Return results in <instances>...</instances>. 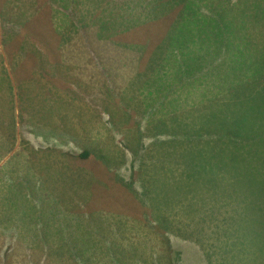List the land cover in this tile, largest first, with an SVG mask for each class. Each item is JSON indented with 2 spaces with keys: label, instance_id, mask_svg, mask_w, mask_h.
Returning a JSON list of instances; mask_svg holds the SVG:
<instances>
[{
  "label": "rangeland",
  "instance_id": "374dc122",
  "mask_svg": "<svg viewBox=\"0 0 264 264\" xmlns=\"http://www.w3.org/2000/svg\"><path fill=\"white\" fill-rule=\"evenodd\" d=\"M92 1L0 0L18 22L0 14V95L15 120L1 138L0 247L24 227L43 248L6 242L12 264H66L46 246L81 264L92 248L96 264H264L263 27H241L225 8L237 0ZM218 25L226 41L209 61ZM225 103L238 114L227 126ZM173 155L196 168L190 196Z\"/></svg>",
  "mask_w": 264,
  "mask_h": 264
},
{
  "label": "trees",
  "instance_id": "16d2710c",
  "mask_svg": "<svg viewBox=\"0 0 264 264\" xmlns=\"http://www.w3.org/2000/svg\"><path fill=\"white\" fill-rule=\"evenodd\" d=\"M77 1V5H80L82 7H86V8H91L92 7V3H95L92 0H76ZM241 3H246L248 4L247 6L244 7H240L239 4ZM192 4H196L195 0L190 1V3L188 4L189 7ZM226 10L231 11L233 14V16L236 17V15L240 18V20H245L244 24H241V27L243 26H249L250 29L256 26H262L263 30H264V3L263 0H237L234 4L225 7ZM180 10V9H178ZM199 10V9H198ZM187 11V7L184 6V14L185 15L183 18L186 19V21L189 19V12ZM1 14V13H0ZM2 15V14H1ZM231 15V16H232ZM3 19H1V22L3 23H18L15 19H11V18H5L2 15ZM230 17V16H229ZM229 17L225 16L224 13L221 11V20L223 23H225L227 20V18L229 19ZM225 19V20H223ZM238 19V18H237ZM190 20H196L194 18H190L188 20V22H190ZM219 20V19H218ZM64 21L63 19L60 20L59 18L57 19V22L54 23V33L53 36L57 35L58 38L61 41H64V38L61 36V33H58V30L60 29V27L63 25ZM180 23V22H179ZM243 23V22H241ZM56 24V25H55ZM229 25V24H227ZM226 26V25H225ZM240 27V28H241ZM2 29L4 30V27L2 26ZM230 30V28H229ZM205 31V29L203 30ZM228 33V31L222 27H220L219 25L217 26V28H213L211 30V32L206 36V42L208 40H210L211 44H209L208 46L205 47V57L206 59H208L209 61H213L215 59L216 56V51L214 49H222L224 46H222L221 44L224 43L226 41V34ZM237 35V32H236ZM215 40H218L215 42ZM220 43V44H218ZM206 44V43H205ZM36 56V55H35ZM203 67V63L202 61L199 62V65L193 69L195 72L198 71L199 67ZM191 73V72H190ZM7 79V77H6ZM4 80V77L0 76V84L1 82ZM9 90H11L10 88V84L8 85ZM233 97V96H232ZM2 96L0 95V149H2V147H4L5 143L2 142L1 138L2 135L6 136L8 139V143L12 142L14 139V126H15V120L13 115H11V111L10 109H8L6 104H3L1 102ZM232 99V98H231ZM25 100V99H24ZM263 107L262 109L257 113V117L260 119V121L262 120V124H261V128L260 130H257L255 132L256 135L258 134H264V98L262 100H260ZM222 106L218 107V111L219 114H223L224 116H227L228 119L226 121V126L230 123V122H235L236 117L238 116V114H232L230 112L227 111V109L222 108L223 106L226 105L225 104H221ZM7 109V110H5ZM208 113V112H207ZM210 116H214L213 112L208 113ZM3 139V138H2ZM4 140V139H3ZM5 141V140H4ZM6 142V141H5ZM87 155L86 153L82 154V157L85 158ZM196 175V168L192 165L191 161L188 160L187 157L183 156V155H173V159H172V168H171V178L172 177H176L180 180L183 181V186L186 190V193L190 196L191 195V191L193 189V183L192 181L195 179ZM3 180L0 179V185L3 184ZM192 183V184H191ZM5 185L6 183H4V189H5ZM29 193V192H28ZM178 193V192H177ZM193 194V193H192ZM172 197V196H171ZM27 199H31L33 201H35L33 199V197L31 195L26 196ZM190 200L192 201V198L190 197ZM189 205H191L192 203H188ZM36 210L33 211V207L30 210L28 208L27 212L21 213L20 214L22 216H26L28 218L32 217V214L37 213L38 207L35 206ZM91 213H93L94 215H99V212L96 211H92ZM27 224H30V227H33V223L29 222ZM28 227V229L32 230V228ZM23 231H25V235L23 233ZM24 238L25 240H31L30 242L33 243L34 245H40L41 248H43V245L39 243V240H41L38 235H36V233L34 234V230L30 233V231H27L24 227L22 229V231L20 232H13V233H5L2 232V236H1V247H0V260H3V264H9L7 262V260H10V264H12V259L13 258V254L14 252H12L14 249L11 248H4L6 242L10 243L12 241H16L19 239ZM32 238L35 242H32ZM35 238V239H34ZM43 242V241H42ZM44 243V242H43ZM55 246H46L47 251H49L50 254H52V252L58 251L60 254L62 253H67V257L63 260V263L65 260H67V262H65L66 264H81L78 259H76L75 255H74V249L73 248H54ZM163 247V246H162ZM168 247L165 248L162 252V254H168ZM88 249H80V252L82 254H87L88 253ZM92 251H96L97 255H94L91 259V263L90 264H96L95 262L97 260H100V256L103 253V249L101 248H92ZM58 252H56L58 254ZM161 254V255H162ZM34 264H39V262H34Z\"/></svg>",
  "mask_w": 264,
  "mask_h": 264
}]
</instances>
